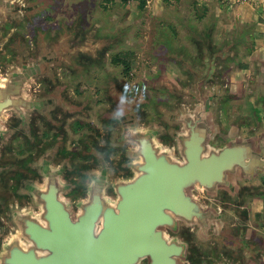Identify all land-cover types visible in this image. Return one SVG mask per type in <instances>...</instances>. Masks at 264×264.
<instances>
[{
    "label": "water",
    "instance_id": "95a60500",
    "mask_svg": "<svg viewBox=\"0 0 264 264\" xmlns=\"http://www.w3.org/2000/svg\"><path fill=\"white\" fill-rule=\"evenodd\" d=\"M207 38L197 41L196 58L179 59L189 63L194 92L189 108L160 124L158 154L154 135L133 116L130 132L117 134L130 141L122 155L130 180L116 177L113 161L100 157L79 188L43 160L31 164L35 176L14 179V198L0 192V264H214L218 254L251 264L264 253L246 206L264 196V96L248 93L250 114L222 120L237 93L221 71L244 36L216 47L212 30ZM43 60L0 64L1 185L17 169L4 158L12 143L4 121L27 102L15 95L41 76Z\"/></svg>",
    "mask_w": 264,
    "mask_h": 264
},
{
    "label": "rangeland",
    "instance_id": "374dc122",
    "mask_svg": "<svg viewBox=\"0 0 264 264\" xmlns=\"http://www.w3.org/2000/svg\"><path fill=\"white\" fill-rule=\"evenodd\" d=\"M35 1L36 9L47 7L49 3L59 4L55 10L47 7L45 14L36 20V36H0V55L4 61L9 60V53L4 47L11 40L16 42L10 46L23 47L24 52L20 54L34 55V61L45 58L41 62V76L33 83L43 76L62 78L66 72V76L70 77L71 67L75 69L74 78L84 79V85L91 89L96 87L103 94L104 85L97 83V77L102 78L108 73L107 77L114 76L116 84L123 86L126 95H129H123L124 101L119 102L122 106L117 105L119 113L129 118L133 116L135 122L139 123L133 107L145 101L146 106L142 107L151 115L148 121L151 124L156 121L159 128V120L168 121L176 111L190 107L194 85L191 73L186 70L189 63L180 62L179 59L196 58L200 48L197 41L207 42L209 30H212L211 42L214 47L227 41L231 46L235 44V39H240V33L244 36L243 41L235 44L237 54L234 60L227 62V66L222 63L225 67L221 71V79L231 91L237 93L225 104L221 112L222 120L230 124L238 116L250 114L252 97L248 93L264 96V23L244 18L249 13L263 14L264 0ZM244 1H249V6L241 10ZM24 42L29 44L23 45ZM228 46H223L227 47L224 52L228 51ZM103 47L102 66L92 64V61L98 60V51ZM81 53L91 58L81 59ZM115 53L129 60V77L123 76L121 65L114 66L110 62ZM2 61L0 57V64ZM82 62L88 65L87 69L82 70ZM245 65L248 68L242 70ZM106 88L108 93L116 95V99L122 95L112 83H108ZM101 105L98 109H89L90 113L96 109L98 113L99 110L100 113L107 110L106 102ZM11 146L14 148L13 143ZM11 146L5 149L4 158L13 154ZM12 183L14 177L9 174L5 184H0V192L8 194L10 198H14L10 188ZM246 206L249 209L248 222H254L256 232L264 240V196L247 199ZM218 255L212 259L214 264H242L236 255ZM250 263L264 264V253L257 255L255 262Z\"/></svg>",
    "mask_w": 264,
    "mask_h": 264
},
{
    "label": "flooded vegetation",
    "instance_id": "af4514ba",
    "mask_svg": "<svg viewBox=\"0 0 264 264\" xmlns=\"http://www.w3.org/2000/svg\"><path fill=\"white\" fill-rule=\"evenodd\" d=\"M36 5L34 0H0V36L35 37L36 20L45 14L47 7H53L52 9L55 10L59 4L49 3L47 7L40 9H36ZM14 42L16 41H9L10 44ZM10 44L4 47L9 53V61H13L14 58L16 59L14 63L19 59L34 61V55L20 54L24 52L23 47L15 48ZM104 53L103 47L101 51H98V60L92 61V64L102 66L101 57ZM0 57L4 61L3 56L0 55ZM80 58L89 60L91 57L81 53ZM110 62L114 66L121 65V73L129 77L131 66L128 59L115 53L111 56ZM81 64L82 70L88 68V65L83 62ZM69 69L70 77L66 76V71L62 78L43 76L37 83L26 84L23 92L15 95L27 102L17 113H10L4 121L7 131L9 130L7 140H12L14 146V148L11 146L13 154L7 157L8 160L16 162L17 170L16 175L13 174L14 179L22 175L35 176L31 164L36 166L38 161L46 160L52 168L61 169L62 179H73L81 184L79 188H82L86 177L97 170L96 164L99 158L108 157L113 159L112 166L116 177L130 180L129 169L125 164L122 165L126 163L122 161V155L131 148L130 141H120L117 136L119 131L124 129L130 132L131 117L120 114L117 110V105L122 106L119 102L124 101L123 95L125 97L129 95H126L123 86L116 84L114 76L107 77L108 73H105L102 78L97 75V83H102L105 88L103 90L105 93L101 94L98 88L91 89L84 85V79L74 78L72 75H76L75 69L71 67ZM108 83L116 85L122 93L118 99L114 93H108L106 88ZM102 102L108 104L107 108L104 107L107 110L101 113L99 110L98 113L97 109L105 105H101ZM155 102L157 103L156 100ZM143 105L146 106L145 101L137 104L133 109L136 114H139L143 131L148 132L147 135H154L155 142L152 146L158 154V141L163 140V135L156 121H153V124L148 121L151 120L148 118L151 115H148ZM95 107L97 109L90 113L89 109ZM159 121L161 124L164 122ZM151 172L152 170L147 168L145 174V177L148 174L147 180L150 181H152ZM14 184L10 185L11 191ZM148 188H152L151 183L148 184ZM113 196L115 197V194Z\"/></svg>",
    "mask_w": 264,
    "mask_h": 264
},
{
    "label": "crops",
    "instance_id": "0c3cea01",
    "mask_svg": "<svg viewBox=\"0 0 264 264\" xmlns=\"http://www.w3.org/2000/svg\"><path fill=\"white\" fill-rule=\"evenodd\" d=\"M243 6L241 5V10L243 9L244 10V8L246 7L247 8V6H249V1L247 2V1H244L243 3ZM264 6V5H263ZM246 10V9H245ZM243 18V17H242ZM245 19H247V21H255V22H257L258 20V23H264V13L263 14H261V15H258L257 13L256 14H254V13H249V15H247V17H244ZM263 39H264V37H263ZM263 42H264V40H263ZM262 61H264V60H262ZM248 67H246V65H245V67H242L241 69L242 70H245V69H247ZM233 79H235V78H233ZM232 80V79H231ZM257 198V197H256ZM249 210V209H248ZM253 221V220H252ZM253 224H254V222H253ZM255 225V224H254ZM258 225V224H257ZM256 226V225H255ZM257 227V226H256Z\"/></svg>",
    "mask_w": 264,
    "mask_h": 264
}]
</instances>
